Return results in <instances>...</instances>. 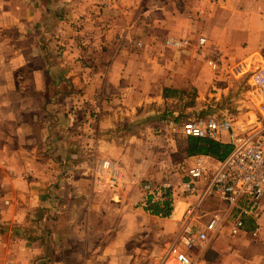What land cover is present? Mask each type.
Returning a JSON list of instances; mask_svg holds the SVG:
<instances>
[{"label":"crops","instance_id":"0c3cea01","mask_svg":"<svg viewBox=\"0 0 264 264\" xmlns=\"http://www.w3.org/2000/svg\"><path fill=\"white\" fill-rule=\"evenodd\" d=\"M258 67L264 0H0V264H42L45 250L59 264L64 206L71 255L89 229L123 236L106 224L124 214H101L104 205L123 210L131 196L168 216L162 206L171 199L141 187L144 174L163 167L160 143L173 145L185 117L228 118L221 107L242 109L244 92L225 105L223 98L237 94L244 68ZM216 142L230 145L226 134ZM201 155L213 157L191 155L192 162ZM103 158L126 173L125 187L98 191L93 173ZM207 201L214 211L226 207L216 196ZM234 216L188 251L194 264H264V196L238 236L230 232ZM97 219L105 225L94 227ZM114 248L123 252L122 242Z\"/></svg>","mask_w":264,"mask_h":264},{"label":"built area","instance_id":"2783aa9c","mask_svg":"<svg viewBox=\"0 0 264 264\" xmlns=\"http://www.w3.org/2000/svg\"><path fill=\"white\" fill-rule=\"evenodd\" d=\"M206 41L204 37L199 39L200 44ZM168 42L175 46L185 43ZM210 65L217 67L213 61ZM250 78L260 100L258 112L264 117V68L253 70ZM182 133L185 137L215 141H222V135L226 134L232 146L224 158L197 156L179 184L183 194L195 200L187 205L180 222L178 235L182 246L173 251L180 264H194L188 251L222 229L234 214L230 232L240 234L245 225L244 216L251 214L264 196V119L238 130L230 118L197 117L182 124ZM94 182L98 191H113L124 187L125 174L112 160L103 158L95 169ZM146 189L153 197L164 199H170L174 190L171 182L149 183ZM212 196L225 201L226 207L206 214L204 204Z\"/></svg>","mask_w":264,"mask_h":264},{"label":"rangeland","instance_id":"374dc122","mask_svg":"<svg viewBox=\"0 0 264 264\" xmlns=\"http://www.w3.org/2000/svg\"><path fill=\"white\" fill-rule=\"evenodd\" d=\"M171 41L185 42L181 46H184L186 43H188V41L186 40ZM168 44L170 45L169 42ZM173 46L175 47V45ZM214 69L216 70L217 67ZM240 69L241 67L237 65L235 66V68L231 69V73H235L237 72V70ZM251 70L253 69L244 68V71L241 72L242 74L240 73L238 75L239 83L235 91L237 94H234L233 91L232 94L225 96L222 101L225 105L231 102L232 96H234L233 98L235 100V98L239 97V94L241 92L245 93L243 103L244 107L242 109L238 107H221V109L227 113L228 118L230 117L232 120H235L233 121L236 122L238 130L244 128L247 125L248 121H252L259 116L258 106L260 100L258 94L251 85ZM195 97L196 92L191 91L187 100L188 104H193L195 102ZM197 117L198 116H196V118ZM199 117H206V115H202ZM217 118L226 117L218 116ZM188 119L192 118L185 117L184 119H182L181 122L178 123V125H175V130H178L176 131V133H178V139H175V142L172 146H168L166 142L160 143L163 144L162 148L164 149V151L162 153V156L159 157V159L157 160V165L160 164L163 167H160V169L157 168V170L152 173L144 174V179L141 180V187L144 189L143 192H148L146 189V184L151 183L148 179H150L156 184L163 182H171L174 188L173 195H171L170 197L171 200L166 202L162 206V208L166 207L167 212L165 213V215L169 211L168 216L154 215L151 210L147 209L148 205H146V207L143 205L145 207L144 208L141 205V201L135 203L132 199H130L131 196H128L129 198H126L124 200L123 210H116L115 207L107 208L104 205L102 206L104 207L103 210L100 211L101 214L105 213L113 216H115L116 212H122L124 214L123 220L121 219L120 221L114 218L112 222L108 221L106 224L107 229H110V227L114 228L117 225L118 233L123 230V232L121 233L123 234V236H110V231H107V236H103L102 234L96 236L95 233L92 232V229H89L85 232V234H83L82 239L78 240L82 241V243L74 246L75 251L73 252L74 254L71 255V208H68L69 206H64V208L62 209V213L58 217L57 224V228L62 236L59 242L61 246H63L61 251L57 253L59 264H164V262L167 264L178 263L175 257L176 254L174 253L173 249L177 246H182L179 242L180 237L179 235H177L178 228L180 227V222L183 218V214L186 210V207L190 203V198L193 197L186 193L183 194L182 189L179 187L180 181L182 180V176L186 172L185 170H187V168L192 164L193 160L191 159L190 155L187 156L184 152L185 143L187 142L189 145V137H184L179 130L182 129L181 127L183 122ZM179 162H181V165L179 167L171 169L174 166H177L176 164H178ZM168 166L170 168H168ZM124 174L125 187V185L129 182V177L126 176L125 172ZM93 179H95V170L93 173ZM209 199L210 197L208 198V200ZM208 203L207 206H204L206 214L209 212L211 213L217 208V205H210ZM171 205L172 207H174L173 209ZM170 209L173 212L170 211ZM160 211L165 212L162 209ZM173 217L175 219H172L171 221V219L169 218ZM168 220H170L171 223ZM105 222V220L97 219V221L94 222V227L100 228L101 226L105 225ZM253 237L257 236L253 234ZM117 240L122 242L121 249L123 250V252L117 253L115 251V248L113 249V246L115 245V242ZM48 252L49 251L45 250V253H47V260L44 257V259H42L43 263L41 261L42 264H52L50 262L52 254Z\"/></svg>","mask_w":264,"mask_h":264},{"label":"trees","instance_id":"16d2710c","mask_svg":"<svg viewBox=\"0 0 264 264\" xmlns=\"http://www.w3.org/2000/svg\"><path fill=\"white\" fill-rule=\"evenodd\" d=\"M189 148L188 154L196 155V154H205L211 156H217L219 158H224L232 149L231 145H225L214 140L205 139V138H195L189 137ZM148 210H151L154 214L160 212L159 205H155L150 203L148 205Z\"/></svg>","mask_w":264,"mask_h":264}]
</instances>
